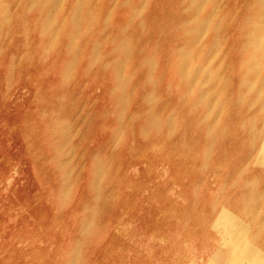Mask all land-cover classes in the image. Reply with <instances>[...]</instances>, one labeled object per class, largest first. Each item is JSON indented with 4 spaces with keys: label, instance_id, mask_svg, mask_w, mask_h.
Masks as SVG:
<instances>
[{
    "label": "rangeland",
    "instance_id": "rangeland-1",
    "mask_svg": "<svg viewBox=\"0 0 264 264\" xmlns=\"http://www.w3.org/2000/svg\"><path fill=\"white\" fill-rule=\"evenodd\" d=\"M0 264H264V0H0Z\"/></svg>",
    "mask_w": 264,
    "mask_h": 264
},
{
    "label": "bare ground",
    "instance_id": "bare-ground-1",
    "mask_svg": "<svg viewBox=\"0 0 264 264\" xmlns=\"http://www.w3.org/2000/svg\"><path fill=\"white\" fill-rule=\"evenodd\" d=\"M179 66V65H178ZM99 169V168H98ZM100 171V170H99ZM65 182V181H64Z\"/></svg>",
    "mask_w": 264,
    "mask_h": 264
}]
</instances>
